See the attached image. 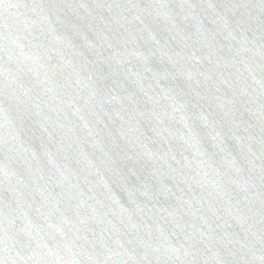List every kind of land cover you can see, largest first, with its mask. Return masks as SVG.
I'll list each match as a JSON object with an SVG mask.
<instances>
[{"label":"water","instance_id":"obj_1","mask_svg":"<svg viewBox=\"0 0 264 264\" xmlns=\"http://www.w3.org/2000/svg\"><path fill=\"white\" fill-rule=\"evenodd\" d=\"M0 264H264V0H0Z\"/></svg>","mask_w":264,"mask_h":264}]
</instances>
